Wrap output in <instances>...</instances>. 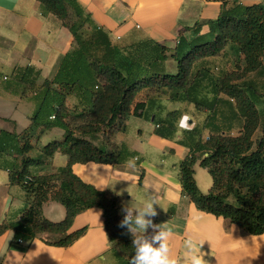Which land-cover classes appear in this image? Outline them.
<instances>
[{"label": "crops", "instance_id": "obj_1", "mask_svg": "<svg viewBox=\"0 0 264 264\" xmlns=\"http://www.w3.org/2000/svg\"><path fill=\"white\" fill-rule=\"evenodd\" d=\"M77 1L89 14L91 27L102 28L113 44L125 46L151 40L171 51L180 38L190 40L208 32L209 22L219 16L224 5L257 3L255 0ZM74 44L70 28L57 15L46 11L39 0H0V130L30 141L32 146L26 155L43 160L31 167L33 173L56 172L67 165L69 157L62 152L52 156L42 153V146L63 139L64 130L32 124L36 102L31 98L33 92H22L20 79L40 85L53 78L63 56ZM243 63V55L235 44H228L218 55L198 60L194 72L199 69L205 74L197 78L195 95L198 101L202 100L199 105L185 98L171 99L170 91L141 89L132 105L134 109L137 102H145L140 113L132 112L123 127L106 132L107 139L100 134L95 140L109 152L121 151L124 155L120 162L88 161L72 166L80 178L95 188L118 194L121 208L130 203L141 207L150 194L157 196L158 215L153 222H167L172 228L169 243L173 256L181 264L188 238L197 243L204 241L201 251L206 253L205 259L210 264H264V233H247L229 219L199 209L183 192L180 179L182 160L195 153L199 156L194 164L196 182L203 193L211 190L213 178L201 165L206 153L198 145L213 134L237 135L243 130L245 117L240 114L235 98L218 92L215 86L221 70L236 69V64ZM164 67L170 73L177 72L173 58L166 60ZM240 82L259 114V126L253 135L257 147L264 137V62ZM75 102L77 97L69 94L67 104L72 110ZM182 116L194 122L193 129L180 125ZM8 151L9 154L0 157V223L19 220L27 204L23 187L10 180L6 164L14 160L15 153ZM42 210L43 216L53 222L66 216L65 206L55 200L44 202ZM81 229L82 233L71 244L61 246L45 241L55 240L58 234L43 232L34 238H24L8 228L0 234V264H124L111 248L101 207H89L75 216L69 232ZM146 234L151 235L152 229Z\"/></svg>", "mask_w": 264, "mask_h": 264}, {"label": "trees", "instance_id": "obj_2", "mask_svg": "<svg viewBox=\"0 0 264 264\" xmlns=\"http://www.w3.org/2000/svg\"><path fill=\"white\" fill-rule=\"evenodd\" d=\"M39 1L46 11L57 15L70 28L75 44L63 56L53 78L45 79L40 85L24 78L20 82L22 92H33L31 98L36 102L32 124L64 130L63 139L42 146V153L52 156L62 152L69 160L56 172L33 173L31 167L43 160L26 155L32 146L30 141L0 130V157L9 154V149L14 150V160L6 167L10 180L25 190L27 202L19 220L0 223V234L8 228L24 238L48 232L58 236L46 242L67 246L82 233V229L69 232L75 216L98 206L104 211L112 250L124 264H129L134 255L133 236L118 226L123 219L120 196L95 188L80 178L72 166L88 161L120 162L124 155L121 151L109 152L95 140L106 130L123 127L132 112L140 113L145 102H137L134 109L132 105L137 93L145 87L160 93L170 91L171 99L185 98L199 105L202 100L198 101L195 95L199 86L197 78L205 74L199 69L194 72V66L202 58L224 52L228 44L238 46L244 63L236 64V69L221 70L215 86L218 92L235 98L240 114L245 117L243 130L237 135L213 134L198 145L206 153L201 165L213 178L208 193L200 190L194 176V164L199 158L195 153L182 160L180 179L183 192L199 209L227 218L247 233H264V137L254 147L253 135L260 118L254 101L244 93L240 82L264 62V3L224 5L219 16L209 22L208 32L190 40L180 38L171 51L151 40L117 46L102 28L91 27L89 14L77 0ZM169 58L176 61V73L164 67ZM205 69L210 72L209 68ZM69 94L78 99L73 110L67 104ZM50 199L65 206L63 220L53 222L43 216V204Z\"/></svg>", "mask_w": 264, "mask_h": 264}, {"label": "clouds", "instance_id": "obj_3", "mask_svg": "<svg viewBox=\"0 0 264 264\" xmlns=\"http://www.w3.org/2000/svg\"><path fill=\"white\" fill-rule=\"evenodd\" d=\"M156 206H159L158 198L150 194L141 207H135L132 203L122 206L123 219L119 227L127 230L133 236L132 247L134 255L129 264H181L172 254L170 239L173 230L166 223H154L153 218L158 215ZM152 234L147 235L148 229ZM204 241L188 238L184 243L185 253L182 264H210L205 259L206 253L201 251Z\"/></svg>", "mask_w": 264, "mask_h": 264}, {"label": "built area", "instance_id": "obj_4", "mask_svg": "<svg viewBox=\"0 0 264 264\" xmlns=\"http://www.w3.org/2000/svg\"><path fill=\"white\" fill-rule=\"evenodd\" d=\"M257 3H264V0H255ZM54 117V116H51ZM180 125L185 129H193L195 124L194 122H189V118L187 116H182L180 120ZM19 241H22V239H19Z\"/></svg>", "mask_w": 264, "mask_h": 264}, {"label": "rangeland", "instance_id": "obj_5", "mask_svg": "<svg viewBox=\"0 0 264 264\" xmlns=\"http://www.w3.org/2000/svg\"><path fill=\"white\" fill-rule=\"evenodd\" d=\"M84 28H85V27H84ZM84 28H83V29H84ZM83 29H82V30H83ZM106 132H109V131L106 130L105 133H103V132L101 133V136H102L103 139H107V138H108V135H107ZM48 240H49V241H53V239H51V238H48Z\"/></svg>", "mask_w": 264, "mask_h": 264}]
</instances>
